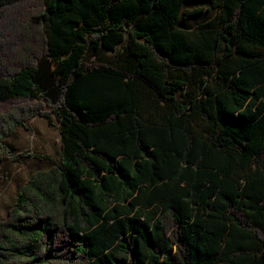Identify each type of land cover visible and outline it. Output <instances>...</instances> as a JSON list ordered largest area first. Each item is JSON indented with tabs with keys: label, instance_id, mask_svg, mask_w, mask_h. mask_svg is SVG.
<instances>
[{
	"label": "trees",
	"instance_id": "16d2710c",
	"mask_svg": "<svg viewBox=\"0 0 264 264\" xmlns=\"http://www.w3.org/2000/svg\"><path fill=\"white\" fill-rule=\"evenodd\" d=\"M1 107L61 150L0 264H264V0H0Z\"/></svg>",
	"mask_w": 264,
	"mask_h": 264
},
{
	"label": "rangeland",
	"instance_id": "374dc122",
	"mask_svg": "<svg viewBox=\"0 0 264 264\" xmlns=\"http://www.w3.org/2000/svg\"><path fill=\"white\" fill-rule=\"evenodd\" d=\"M206 17L187 20L190 27L204 22ZM33 105V103H32ZM2 111L9 109L1 107ZM41 110L22 113V123L14 127L13 131L3 138L4 144L14 153L26 152L19 161L3 155L0 163V219H4L7 210L13 204L20 187L36 170L46 169L51 165L48 157L57 159L61 150L60 134L57 122L53 118L49 121ZM37 155L45 156L38 158ZM47 156V157H46Z\"/></svg>",
	"mask_w": 264,
	"mask_h": 264
}]
</instances>
